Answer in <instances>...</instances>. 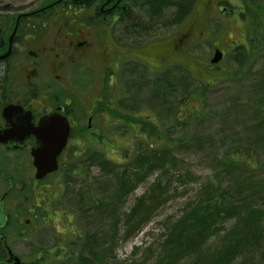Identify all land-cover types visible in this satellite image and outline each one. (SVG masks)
Wrapping results in <instances>:
<instances>
[{"label": "rangeland", "instance_id": "1", "mask_svg": "<svg viewBox=\"0 0 264 264\" xmlns=\"http://www.w3.org/2000/svg\"><path fill=\"white\" fill-rule=\"evenodd\" d=\"M40 1L0 0V13L15 14ZM262 2H223L233 8L230 16L216 17L208 11V34L188 49L189 67H166L155 80H139L132 90L124 82L126 91L117 102L111 101V107L105 106L111 94L100 97L93 92L98 86L95 72L87 66L81 71L73 68L69 84L78 95L74 115L79 130L69 151L75 154L66 156L46 180L51 200L32 215L37 227L31 235L25 227L27 241H17L27 260L43 256L41 264H87L88 258L93 264H156L164 245V221H180L187 209V229L215 224L208 239H198L197 248L185 251L176 264H191L201 256L211 258V264H264ZM242 10L245 14L239 16ZM256 20L261 28L255 29ZM217 44L225 56L210 65ZM98 97L99 129L85 132L81 125L87 121L86 106ZM194 111L192 121L184 125L181 121ZM137 116L142 121L131 128L128 121ZM144 150L157 157L167 150L168 164L156 166L127 195L116 196L120 177L133 178L135 170L128 167ZM97 152L121 166H88L86 158ZM159 177L168 184V200L139 232L123 237L126 215ZM32 193H26L25 204ZM238 221L241 225L233 232Z\"/></svg>", "mask_w": 264, "mask_h": 264}, {"label": "flooded vegetation", "instance_id": "2", "mask_svg": "<svg viewBox=\"0 0 264 264\" xmlns=\"http://www.w3.org/2000/svg\"><path fill=\"white\" fill-rule=\"evenodd\" d=\"M227 1L41 0L15 14L0 13V264L44 261L43 256L27 260L17 241H27L25 227L31 235L36 211L51 200L46 180L56 172L37 179L33 156L43 140L37 128L43 118L60 115L69 122L66 146L57 156L59 168L75 154L69 151L79 130L74 115L78 95L69 84L73 68L87 66L95 72L93 92L111 94L105 105L111 107L126 91L123 82L132 83V90L134 83L151 76L155 80L166 67H189L188 49L208 34V11L216 17L234 13L223 4ZM167 2L183 5L180 10ZM220 45L215 48L225 54ZM101 101L98 97L86 106L83 131L97 133Z\"/></svg>", "mask_w": 264, "mask_h": 264}, {"label": "trees", "instance_id": "3", "mask_svg": "<svg viewBox=\"0 0 264 264\" xmlns=\"http://www.w3.org/2000/svg\"><path fill=\"white\" fill-rule=\"evenodd\" d=\"M264 3V2H262ZM260 3V4H262ZM174 5L176 9L182 8V4L180 2H167L165 3ZM260 6V5H259ZM246 6L243 9L249 10ZM263 9V6H260ZM241 16H244L243 12H241ZM261 28L258 26V22H255V29ZM254 29V30H255ZM195 111L188 117L189 119L183 122L189 123L192 121ZM187 118V117H186ZM187 125V124H186ZM168 151L165 150L162 154V157H157V153L144 152L142 154H137L132 162V164L128 167L130 170H135V174L133 178H126L125 176H121L119 180V185L114 192L116 196L120 197L122 195H127L131 192L136 184L145 180L146 177L154 171L155 167L158 165L166 166L168 162L165 160ZM247 157V156H246ZM88 166L96 163L100 164L102 169H109L121 166L120 163L108 161L106 158V154L103 152L93 153L89 155L87 158ZM167 175V174H166ZM165 176V173L162 175ZM132 182H136L132 184ZM132 184V185H131ZM168 184L164 183V180L159 177L155 182L151 183L150 187L144 192L140 197H138L136 203L129 210L127 216L126 226L124 229L125 238H129L135 232H139L143 227L147 225L149 219L151 218L155 209L159 208L162 204H164L168 200L167 195V186ZM207 193V192H206ZM79 195H82L79 192ZM189 216L191 214L186 209L183 213L180 221L166 220L163 223L166 234L163 235L164 245L161 246L160 257L157 260L156 264H176L182 258V255L185 251L197 248V240L202 238V241H206L210 236V230L213 228L215 221L213 223L206 224L202 230L198 229L196 231L192 229H187L189 221ZM241 225L240 221L236 222L233 228V232ZM232 232V233H233ZM211 258H206L201 256L197 261H193L191 264H211ZM87 264H93L92 259L88 258L86 260Z\"/></svg>", "mask_w": 264, "mask_h": 264}, {"label": "water", "instance_id": "4", "mask_svg": "<svg viewBox=\"0 0 264 264\" xmlns=\"http://www.w3.org/2000/svg\"><path fill=\"white\" fill-rule=\"evenodd\" d=\"M222 57V52L217 48L210 59V63L216 64ZM37 128L42 130L43 140H40V144L36 145L33 156L36 178L42 179L48 173L57 170V156L66 146L70 126L65 116L57 115V118H54V115H50L43 118Z\"/></svg>", "mask_w": 264, "mask_h": 264}, {"label": "bare ground", "instance_id": "5", "mask_svg": "<svg viewBox=\"0 0 264 264\" xmlns=\"http://www.w3.org/2000/svg\"><path fill=\"white\" fill-rule=\"evenodd\" d=\"M212 54H213V52H212ZM214 65H215V64H214ZM123 83H124V82H123ZM127 83H128V82H127ZM128 84L130 85V83H128ZM135 84H136V86H137V83H135ZM136 86H135V87H136ZM136 121L140 123V121H142V116H141V117L137 116L136 118H133L132 121H128L130 127H131V124H134V125H135ZM131 128H132V127H131Z\"/></svg>", "mask_w": 264, "mask_h": 264}]
</instances>
